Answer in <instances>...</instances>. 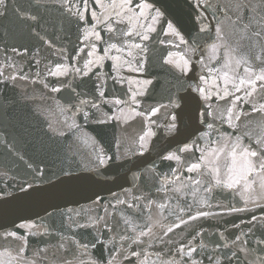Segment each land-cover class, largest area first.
Returning <instances> with one entry per match:
<instances>
[{
	"label": "snow or ice",
	"instance_id": "6c2138e0",
	"mask_svg": "<svg viewBox=\"0 0 264 264\" xmlns=\"http://www.w3.org/2000/svg\"><path fill=\"white\" fill-rule=\"evenodd\" d=\"M9 2L0 0V18L6 17ZM202 7L203 10L192 17L193 36L185 34L183 21L176 19L174 23L165 19L149 0H17L12 5L17 21L52 50L55 60L45 57L44 69L33 73L30 67L26 70L25 65L9 61L13 56L28 55L26 64L39 68L42 63L36 59L39 47H11L12 56H9V46H3L5 59L0 63V81H11L14 87L17 81L24 82L20 95L34 103L32 115L40 118L47 141L37 138L29 154L16 146L22 142V137L7 142L0 135V144L11 157L10 163L0 166V199L17 192L39 201L57 195L52 190L66 181L99 184L104 179L101 170L120 167L115 163L121 159L119 142L117 152L109 155L96 137L84 132L80 122L91 120L102 106H108L109 111L103 113V120H95L96 123L127 124L137 117L145 121L142 132L133 141L135 150L128 149L137 157L149 151L152 138L157 135L155 127L166 129L175 141V148L160 159L174 162L176 167L170 163L167 172H158L155 166H150L152 184L145 186L148 190L137 189L139 194L125 190V199L116 198L115 205L109 203L100 209L103 215L81 210L73 217L69 209V222L65 226L62 218L61 229L56 233L57 243L52 245L60 253L59 258L56 253L49 257L47 241L41 248L29 246L30 236L51 235L42 218L22 220L12 226L13 230L0 228V240L18 244L0 251V264H204L205 259L209 264H264V255L250 259L253 252L264 253V247L253 249L248 246V240L242 241L244 247H241L237 243L241 242L239 234L232 239L231 246L215 243L214 253L215 249H227L223 256L202 255L200 250L207 249L208 245L201 240L193 246L198 236L206 235L202 226L193 228L188 233L190 241L177 247L171 239L165 241L154 233L152 217L146 215L153 208L166 210L168 201L175 199L187 219L178 216V223L166 227L163 234L167 236L181 225L213 215L199 209L213 206L211 201L217 190L227 191L232 200L243 204L236 207L231 201L226 206L217 203L216 207H223L227 215L249 212L252 208L264 213V130L255 138L251 131H246L250 117L264 116V0H256L254 5L250 0H237L231 9L235 16L232 23L242 33L241 40H255L260 45L262 54L252 57L241 54L243 46L239 42L233 45L225 38L217 9L206 15L212 5L207 0H196L195 9ZM53 11L57 13L55 18L51 15ZM73 30L76 43L57 47V39H67ZM161 33L165 38L157 41L160 46L178 49L162 55V65L178 72L185 83L169 90L164 103L157 101L144 107L143 101L156 87L155 78L126 81L121 70L145 72L147 42L153 40V34ZM106 61L111 62V71L117 76L101 72ZM69 77H80V83L73 86ZM84 78L92 81L91 93L77 91L85 82ZM108 79L114 84L129 85L123 98L113 95L109 99L106 95ZM29 83L38 86L33 88L32 95H27ZM65 91L69 93L68 98L63 95ZM36 100L51 101V104L44 107L35 104ZM15 103L6 91H0V114H7ZM161 113L163 123L158 124ZM53 116L57 118L52 119ZM77 145L90 148L93 168H85L76 161L80 150ZM185 172L193 175L185 176ZM187 196L191 197V203L185 199ZM100 200L98 197L94 203ZM117 205L134 210L130 218L121 217L124 227L119 231L120 221L110 223L108 213L109 207L115 209ZM194 205L197 210L192 215ZM45 214L54 215L47 211ZM76 217L84 222L80 223ZM257 219L252 215L249 223ZM141 220L143 222L139 223ZM232 227L239 229L240 225ZM73 228L80 232L70 231ZM21 229L27 232L22 235ZM251 231L250 228L249 233ZM219 236L221 241L225 239L223 233ZM146 237L151 240L144 239ZM153 242L161 247L149 251ZM256 243L264 246V232Z\"/></svg>",
	"mask_w": 264,
	"mask_h": 264
},
{
	"label": "water",
	"instance_id": "95a60500",
	"mask_svg": "<svg viewBox=\"0 0 264 264\" xmlns=\"http://www.w3.org/2000/svg\"><path fill=\"white\" fill-rule=\"evenodd\" d=\"M16 2L17 0H10L9 11L6 17L0 18V63H3L5 59L3 53V46L5 44L9 46V56H12L10 51L11 47H18L21 49L23 47L33 49L39 47L40 54L39 56H36V59L42 61L39 68L34 64L30 66L26 64L30 58L28 55L23 57L13 56L12 61H9L10 63L15 61L18 65H25L26 70L30 67L31 71L34 73L35 71L44 69V65L47 63V60L44 59L45 57L53 58L54 60L55 58L51 56L52 50L48 49L46 45L38 41L35 37L31 36L28 30L17 21L11 10L12 5ZM149 2L153 3L156 8L160 9L164 14L165 19L172 20L174 23L176 19L183 21V30L185 34L191 33L195 36L192 17L197 11L203 10V7L201 9H195L196 0H149ZM250 2L254 5L256 0H250ZM207 3L211 4L212 7L208 8L206 15L213 14V9H217L216 15H218L222 21V29L225 38L233 45L239 42L243 46L241 48V54L249 57L262 54L259 43L255 40L251 42L247 39L241 40L242 33L236 29L232 23V21L235 20V16L232 14L231 9L234 8L237 0H207ZM51 15L55 18L57 13L53 11ZM62 35L63 33H61V36ZM164 38L165 37L162 33L160 35L153 34V40L147 42L149 45V53L145 72H131L127 68L121 70V75H123L126 81L128 79L155 78L156 87L155 89L150 90L152 94L143 101L144 107L152 105L157 101L164 103V98L167 96L169 90L174 87L178 88L185 83V80L180 78L178 72L169 70L168 66L162 65V55H166L167 51L178 50L175 48L160 46L157 41ZM76 40L77 36L73 30L67 39H57L56 46L60 47L61 45H64L70 47V42L71 44H75ZM197 56H199V54H197ZM196 71L199 72V65H197ZM101 72H109L110 76H117V73L111 71V62L106 61L105 67L101 69ZM7 74L9 73H6V75ZM80 79V77L68 78V80L73 81V86L80 83ZM84 81L85 82L81 84L77 91L91 93L92 81L88 78H84ZM131 86L135 87V85ZM24 87L25 85L22 81H17L16 87L13 86L11 81H0V91H6L7 94L16 101L15 106L10 109L7 114H0V135H2L3 139L7 142L22 137V142L17 143L16 146L28 151L29 154H32L33 143L35 140L37 138H43L47 141V137L43 136L40 126V118L32 115L34 103L30 100L24 99L20 95V92ZM34 87L38 86H33L30 83L28 84L27 95L33 94ZM127 87H129L127 83L124 85L119 83L114 84L112 79H108V91L106 92V95L109 99H111L113 95L121 96L123 98V94L126 92ZM63 95L65 98L69 97L67 91H65ZM153 97H155V99H153ZM35 104L47 107L48 104H51V101L45 103L44 101L36 100ZM108 111V106H102L100 112H98L91 120L88 122L81 120L80 122L82 123L84 132L96 137L109 155L117 152V142H119L118 155H120L121 159L117 160L115 163L120 165V167L117 168L113 166L108 171L101 170L104 179L99 184H83L77 181H66L64 184L59 185L56 189L52 190L57 192V195L46 197L39 201L23 197L19 193L13 192L12 196L0 199V228L13 230L12 226L14 224H19L22 220L37 219V217L42 218L51 235L45 237L30 236L29 246L32 249L41 248L44 246V241H47L49 244V257H51L53 253H56L59 258L60 253L53 248L52 245L57 243L58 236H56V233L61 229L62 218L65 226L69 222L67 220L69 209L72 210L71 215L73 217H75L76 212L81 210H84L91 215H96L98 212L103 215L104 213L100 212V209L109 203L115 205L116 198L125 199V190L130 189L136 194H139L137 189L144 192L148 190L145 186H150L152 184V173L149 171L150 166H155V170L158 172H167L170 163L172 164V167H176L174 162L162 161L160 159V157L166 155L167 151L175 148V141L166 129L155 127L153 130L157 135L152 138L149 151L142 157H137L136 155H133L132 152H129L128 149L130 147H133L134 149L133 141L137 135L142 132L145 121L142 118L137 117L135 120H131L127 124L117 121H110L106 124L95 122L97 119L103 120V113ZM124 111L125 113H128L127 108H125ZM109 115H111V112H109ZM51 118L56 119L57 117L53 116ZM62 118L63 117H60V119ZM249 120L250 123L246 131H251L253 133V138H255V135L264 130V116L256 114L250 117ZM157 123H163V113H161V118ZM224 127L227 129V125ZM77 147H79L80 150L77 154L76 161L82 164L85 168H93L95 163L89 156L91 151L90 148L80 147L79 145H77ZM10 161L11 157L8 156L3 144H0V166L10 163ZM23 175L24 170L21 168L20 177ZM184 175L189 176L193 174L185 172ZM214 195L215 199L211 201L213 205L212 207L199 209L213 213V215L196 221H191L187 226L181 225L180 229H175L174 232L168 233L167 236H164L163 234L166 227L173 222L178 223V216L187 219V214L179 211L175 199L168 201L169 207L166 210L159 211L155 208L149 210L146 215H151L152 217V223L155 225L153 229L154 233L159 235V237L165 241L171 239V241L175 242V246L178 247L180 243H188L190 241L188 233L193 228L202 226L206 235L198 236L196 242L193 244V246H196V243H199L202 240L203 243L208 245L207 249L200 250L202 255L216 254L223 256L227 253V249H215L214 253L213 249L215 248V243H228L231 246L232 239L238 234L241 235V242L237 243H239L241 247H244L242 241L245 240L249 241L248 246L253 249L264 247L256 243V239L261 238V233L264 232V218H262L264 217V213L258 208H252L249 212L227 215L225 214L223 207H216L217 203L226 206L231 201L233 206L242 207V202L238 203L236 200H232L227 191L217 190ZM98 197L101 198L100 203H94ZM156 199L159 200L160 198L156 197ZM185 199H187L188 203L192 202L190 196L185 197ZM181 206H183V200L181 201ZM249 207L251 208V205H249ZM196 210L197 208L194 205L191 214L195 215ZM46 211L48 213H53L54 215L49 217L45 214ZM133 211V209H127L124 205H117L115 209L109 207L108 213L110 214V223L120 221V224L117 227V231H119L121 227H124L121 217L123 216L124 219H128ZM125 213L127 214L125 215ZM252 215H256L258 219L255 222L249 223ZM76 219H79L80 223L84 222L83 219L78 217H76ZM138 222L142 223L143 221L141 220ZM233 224L240 225L239 229L233 228ZM161 225L164 227L162 228ZM250 228L252 229L251 233H249ZM70 231L80 232L79 229L75 228ZM20 232L23 235L27 230L21 229ZM219 233L224 234L225 239L223 241L220 240ZM65 234L67 235L70 233L66 232ZM52 236H56V238H52ZM144 239L151 240V238L147 237ZM17 246V242L0 240V251L6 247L15 248ZM160 247V244L153 242V246L149 251L158 250ZM260 255H264V253L258 251L253 252L250 259H255ZM204 264H209V262L205 259Z\"/></svg>",
	"mask_w": 264,
	"mask_h": 264
}]
</instances>
